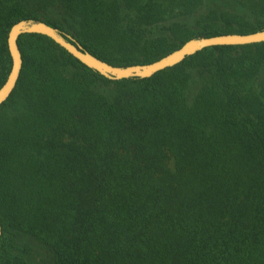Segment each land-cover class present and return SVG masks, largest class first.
Listing matches in <instances>:
<instances>
[{"label":"trees","instance_id":"obj_1","mask_svg":"<svg viewBox=\"0 0 264 264\" xmlns=\"http://www.w3.org/2000/svg\"><path fill=\"white\" fill-rule=\"evenodd\" d=\"M114 66L264 29V0H0ZM0 106V264H264V42L111 81L45 36ZM38 247V250L34 248Z\"/></svg>","mask_w":264,"mask_h":264},{"label":"water","instance_id":"obj_2","mask_svg":"<svg viewBox=\"0 0 264 264\" xmlns=\"http://www.w3.org/2000/svg\"><path fill=\"white\" fill-rule=\"evenodd\" d=\"M24 34H38L47 37L87 68L111 81L124 79L150 78L156 73L182 63L187 57L215 46H244L264 42V29L249 34H224L212 37H198L185 42L179 49L158 60L130 66H114L93 56L78 45L73 38L59 30L36 20H22L14 24L8 32L7 47L11 57V69L6 81L0 88V106L7 101L14 91L22 70L23 59L18 46V39ZM0 225V237H1Z\"/></svg>","mask_w":264,"mask_h":264},{"label":"rangeland","instance_id":"obj_3","mask_svg":"<svg viewBox=\"0 0 264 264\" xmlns=\"http://www.w3.org/2000/svg\"><path fill=\"white\" fill-rule=\"evenodd\" d=\"M200 37H203V36H200ZM195 38H198V37H195ZM193 39V38H192ZM34 248L36 249V250H38V247L36 246V245H34ZM38 252H39V250H38Z\"/></svg>","mask_w":264,"mask_h":264}]
</instances>
